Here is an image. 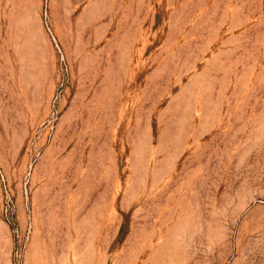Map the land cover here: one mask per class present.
Returning <instances> with one entry per match:
<instances>
[{
	"label": "rangeland",
	"instance_id": "obj_1",
	"mask_svg": "<svg viewBox=\"0 0 264 264\" xmlns=\"http://www.w3.org/2000/svg\"><path fill=\"white\" fill-rule=\"evenodd\" d=\"M0 264H264V0H0Z\"/></svg>",
	"mask_w": 264,
	"mask_h": 264
}]
</instances>
